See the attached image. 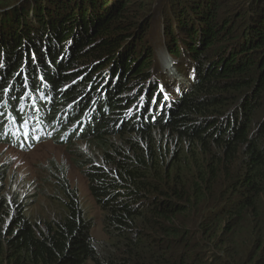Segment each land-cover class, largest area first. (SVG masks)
Instances as JSON below:
<instances>
[{
    "label": "trees",
    "instance_id": "trees-1",
    "mask_svg": "<svg viewBox=\"0 0 264 264\" xmlns=\"http://www.w3.org/2000/svg\"><path fill=\"white\" fill-rule=\"evenodd\" d=\"M46 140L98 150L76 163L106 238L57 164L41 224L0 165V264H264V0H0V142Z\"/></svg>",
    "mask_w": 264,
    "mask_h": 264
},
{
    "label": "rangeland",
    "instance_id": "rangeland-1",
    "mask_svg": "<svg viewBox=\"0 0 264 264\" xmlns=\"http://www.w3.org/2000/svg\"><path fill=\"white\" fill-rule=\"evenodd\" d=\"M160 27L159 16L156 15L149 30V40L158 58L154 72L165 76L169 89L163 87V92L166 98H171L186 86L178 84V80L171 76L176 75V65H173L175 59L166 53ZM162 138H165L164 135ZM179 145L181 147L180 142ZM87 156H98V150L91 143L73 141L65 145L46 140L29 147H17L0 142V165L7 172L4 183H1L5 187L3 193L9 200L20 201L25 205L30 219L41 224L44 219L53 217L61 207V195L53 186L52 178L53 164H57L64 170L69 185L77 192L85 217L92 224V236L95 240H104L102 212L91 197L87 180L76 163L77 159L83 160Z\"/></svg>",
    "mask_w": 264,
    "mask_h": 264
},
{
    "label": "bare ground",
    "instance_id": "bare-ground-1",
    "mask_svg": "<svg viewBox=\"0 0 264 264\" xmlns=\"http://www.w3.org/2000/svg\"><path fill=\"white\" fill-rule=\"evenodd\" d=\"M173 74V73H172Z\"/></svg>",
    "mask_w": 264,
    "mask_h": 264
}]
</instances>
